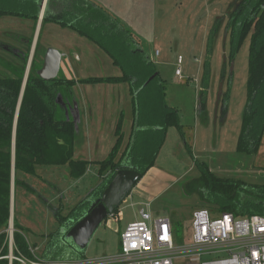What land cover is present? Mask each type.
I'll list each match as a JSON object with an SVG mask.
<instances>
[{
    "label": "rangeland",
    "instance_id": "1",
    "mask_svg": "<svg viewBox=\"0 0 264 264\" xmlns=\"http://www.w3.org/2000/svg\"><path fill=\"white\" fill-rule=\"evenodd\" d=\"M102 1H106L109 6L114 4L117 8H120L117 4L122 1L128 3L129 8L124 15L128 16L130 25L135 27V36L145 52L156 59L155 66L166 84L167 101L178 110L183 130L181 133L175 128L169 130L154 169H150L151 171L142 177L118 208V213L108 217L96 230L87 249L83 251L87 258L117 254L120 251V234L130 222L139 219V212L142 209L149 210L154 217L170 218L178 234L184 235L195 211L212 210L205 205L202 199L204 191L201 188L191 190L188 188V184L200 176L196 162L207 164L210 171L219 178L242 182L249 186L264 185V139L256 155H243L236 151L248 96L250 38L246 39L239 53L230 59V40L225 28L227 9L233 0ZM0 3L1 7H10V0L8 4H3V0H0ZM217 19L222 20V26L212 44L209 84L204 98L201 96L204 64L207 59L209 37ZM41 26L42 24L39 28V23L34 25L31 21L14 17L2 18L0 43L25 51V43L17 37L23 35L34 40L39 29L41 50L39 60H43V52L49 45L65 43L83 58L82 66H89L91 57L101 56V59L98 61L94 59L95 61L91 63L95 68L88 70L82 68L87 71L85 74L88 76L84 79L122 75L120 69L112 65L104 51L86 38L74 35V32H67V36L62 35L59 31L61 28L56 25L48 24L42 28ZM80 42L85 45H81ZM76 46L78 48H75ZM155 52H158L157 56H154ZM87 57H90V60ZM2 58L6 61L11 60L10 54L0 49V59ZM179 58H183L182 77L175 75ZM2 70L3 67L0 65V72H5ZM69 80L75 83L73 88L78 86V92H75L77 98L73 95L72 101H68L63 111L66 119L73 120L76 125L75 159H84L83 142L86 139L84 115L89 108L85 104L86 84H80V79ZM102 85L108 88L121 87L124 96L122 98V95H119V98H122V101L129 98L126 83ZM116 94L111 91L107 93L113 100ZM226 95L227 115L224 118L221 115V108ZM201 98L204 105L200 101ZM114 107L117 111L112 116V110L109 111V107L103 105L100 113L101 134L98 135L102 142L98 151H94L92 158L88 160L92 163L81 180L72 179L67 166H37L36 175H21L28 187L20 188L16 198L14 197L13 219L23 229L24 236L39 260L54 261L68 258L69 253L75 257L80 253L68 251L69 249L66 250L59 243L61 227L64 225L61 218H67L70 212L89 198L104 180L98 174L97 162L107 159L116 140L114 131L119 113L128 110V106L123 102L115 104ZM128 124L126 123L124 127V143L129 135ZM22 195H29V199L25 201ZM211 214L217 215L218 212L211 211ZM68 221L71 222L70 219ZM217 258L215 255H209L202 257L201 260ZM175 264L198 262L180 259L176 260Z\"/></svg>",
    "mask_w": 264,
    "mask_h": 264
},
{
    "label": "trees",
    "instance_id": "2",
    "mask_svg": "<svg viewBox=\"0 0 264 264\" xmlns=\"http://www.w3.org/2000/svg\"><path fill=\"white\" fill-rule=\"evenodd\" d=\"M10 1V7L7 8L1 7L0 3V18L15 17L37 25L42 0H26L23 3L20 0ZM226 17L230 59L239 53L246 39L250 38L248 96L236 151L253 156L259 153L264 138V0H233ZM51 23L70 29L96 45L122 73L120 76L81 79L80 84L127 83L131 87V131L124 143L125 114L122 112L114 131L115 143L107 159L97 162L98 174L104 179L91 194L93 199H97L119 170L134 169L144 177L155 166L169 129L175 128L181 133L183 126L178 110L167 101L166 84L154 62L134 34L107 10L89 0H48L41 28ZM221 26L222 20L217 19L209 37L201 92L204 98L209 84L212 44ZM17 39L25 43V51L18 50L11 54V60L0 59L2 71H5L0 72V256L8 254L7 229L11 218L13 165L16 198L20 188L28 187L21 175H36L37 166H67L70 177L78 180L86 174L92 163L75 159L76 125L73 120L64 116V106L72 101L75 83L61 76L45 81L38 75L43 64V60H39L40 35L18 112L14 140L16 110L33 43V38L23 35ZM1 46L0 43V48ZM227 99L226 95L221 108L224 118L227 115ZM196 163L200 176L190 182L188 188H201L204 191L202 199L210 209L230 213L236 218L264 216V185L249 186L219 178L210 171L207 164ZM90 197L74 208L69 218H61V221L64 223L72 219L73 223L78 222L89 210ZM117 213L118 208L114 211V214ZM13 223L14 245L23 256L35 260L23 229L15 219ZM176 234L177 241L181 243L183 239L177 230ZM59 243L68 251L78 252L64 239ZM67 256L68 258L54 261L87 258L84 252L76 257L70 253ZM0 264H7V260H1Z\"/></svg>",
    "mask_w": 264,
    "mask_h": 264
},
{
    "label": "built area",
    "instance_id": "3",
    "mask_svg": "<svg viewBox=\"0 0 264 264\" xmlns=\"http://www.w3.org/2000/svg\"><path fill=\"white\" fill-rule=\"evenodd\" d=\"M182 63L183 58H179L177 77L183 75ZM211 211L218 212L201 209L193 213L180 243L170 218L154 217L152 212L142 209L139 219L130 222L120 234L117 254L59 261L31 260L23 256L14 245V229L9 222L8 254L0 256V261L7 260V264H175L176 260L186 259L198 264H264V216L236 218L230 213L212 215ZM209 255L218 258L201 260Z\"/></svg>",
    "mask_w": 264,
    "mask_h": 264
},
{
    "label": "crops",
    "instance_id": "4",
    "mask_svg": "<svg viewBox=\"0 0 264 264\" xmlns=\"http://www.w3.org/2000/svg\"><path fill=\"white\" fill-rule=\"evenodd\" d=\"M25 1L26 0H20L21 3L25 2ZM89 1H91L92 3L98 5L102 8H104L105 10H107L110 14H112L123 25V27L128 29L135 36V32H134L135 27L132 24L130 25L131 21L128 19V16L124 15V12L126 10H128V8H129L128 3L126 1H122V3L117 4L120 6V8H117L116 5H114V4L109 6L108 3H106V1H102V0H89ZM5 3L8 4V0H5ZM10 3H11V1H10ZM47 3H48V1H46V3H45V0H42V4L40 7V13H39V19L43 13L45 14ZM44 14H43V17H44ZM3 18H5V17H3ZM0 19H2V18H0ZM16 19H20V18H16ZM20 20H22V19H20ZM27 21H29V20H27ZM38 23H39V21H38ZM51 25H56L59 28H61L59 31L62 35H65V36H67V32H73L70 29L62 28L55 23H51ZM73 34L78 35L75 32ZM81 41H83V40H81ZM80 43H81V45H85V44H82L83 42H80ZM141 47H142V45H141ZM48 48H55L63 54L64 59L62 60V63H61V77L68 79V80L69 79H75V80L80 79L81 80V79L87 78L88 76L85 74V72H87V71H84V69H82V68H85L87 70L91 69V68H95L94 66L91 65V63H93L94 59H97V61L99 59H101L100 55L91 57V60H90V57L89 58L87 57L90 60L89 66L88 65L82 66L81 62L83 61V58H81L77 52H74L72 49H70L69 45H66L65 43H59L56 46L49 45L46 48V50ZM75 48H78V46H76ZM71 50H72V52H71ZM155 53H154V56H155ZM148 56L152 60V62H154V64H155L156 59L154 60L152 58L153 55H148ZM64 60H65V64H64ZM111 62H112V60H111ZM82 86H80V88ZM85 87H86L85 88V95H86L85 104L89 108H87V113L84 115V128H85V132H86V135H85L86 139H85V142H83V152H84L85 158L87 157V159L84 158L83 160H90V158H92L93 152L98 151V149L100 148V144L102 142L101 138L98 135L101 134V131H100V125H101L100 124V120H101L100 116H101V114L100 113H102L101 111L103 109V105L106 104L109 107V111L112 110V112H113L112 116H114L115 112L117 111V109L115 110V107L113 108V106L115 104H118L119 102H121V103L123 102V104L128 106V110L121 111L119 113V117H120V114L122 112L125 114L124 127L126 126V123H129L127 125V128L129 127V134H130L132 123H133L132 122V96H131V87L129 84H128L129 98L127 100H124V101H122L124 93H122V91L120 90L121 87L114 86L113 88H108V86L104 87L102 84H97V85L86 84ZM122 88H124V86ZM72 90L74 91V95L77 98V94L75 92L78 90V86L73 88ZM109 91H111L113 93H117L116 94L117 96L115 97L114 100L112 99V97L109 98V95H107V93ZM119 95H122L121 99L119 98ZM124 133H125V131H124ZM168 134H169V131H168ZM167 137H168V135H167ZM76 144H77V138H76ZM76 144H75V154L77 151ZM152 169H154V168H152ZM77 181H79V180H77ZM28 196L29 195H22V197L25 201H27L29 199Z\"/></svg>",
    "mask_w": 264,
    "mask_h": 264
},
{
    "label": "water",
    "instance_id": "5",
    "mask_svg": "<svg viewBox=\"0 0 264 264\" xmlns=\"http://www.w3.org/2000/svg\"><path fill=\"white\" fill-rule=\"evenodd\" d=\"M48 0H45V3ZM44 14V13H43ZM43 14L39 19V28L42 23ZM39 29L34 37L25 78L22 86L21 95L19 98L16 116L14 121V140L16 133V125L18 119V112L20 109L23 93L27 84L29 71L32 63V55L36 47ZM63 54L55 49L48 48L43 55V64L38 72L41 79L51 81L61 76V63ZM59 102L61 100L59 99ZM15 146V145H14ZM14 155V154H13ZM142 180V175L134 169L125 168L116 172L111 182L108 184L100 198L95 201L90 207L89 211L65 234L64 240L75 247L77 251L83 252L87 249L93 235L100 225L112 215L115 209L119 208L124 200L129 196L138 182ZM13 205H14V165L12 172V186H11V220L13 225Z\"/></svg>",
    "mask_w": 264,
    "mask_h": 264
},
{
    "label": "flooded vegetation",
    "instance_id": "6",
    "mask_svg": "<svg viewBox=\"0 0 264 264\" xmlns=\"http://www.w3.org/2000/svg\"><path fill=\"white\" fill-rule=\"evenodd\" d=\"M0 49H2L5 53H9L10 55L11 54H15V53H17V51L19 50V49H15V48H8L6 45H2L1 46V48ZM100 197H98L97 199H91L89 202H90V205H89V209H90V207L92 206V204L95 202V201H97L98 199H99ZM89 211V210H88ZM87 211V212H88ZM86 212V213H87ZM69 220V219H68ZM67 220V222H64L63 224V226L61 227L62 228V230L60 231V238H61V240H63L64 239V236H65V234L70 230V228H72L76 223H73V221H72V219H70L71 220V222H69ZM66 223V224H65ZM70 244L72 245V243L70 242ZM75 248V247H74Z\"/></svg>",
    "mask_w": 264,
    "mask_h": 264
},
{
    "label": "bare ground",
    "instance_id": "7",
    "mask_svg": "<svg viewBox=\"0 0 264 264\" xmlns=\"http://www.w3.org/2000/svg\"><path fill=\"white\" fill-rule=\"evenodd\" d=\"M34 52H35V50H34ZM34 52H33V55H34ZM33 55H32V58H33Z\"/></svg>",
    "mask_w": 264,
    "mask_h": 264
}]
</instances>
